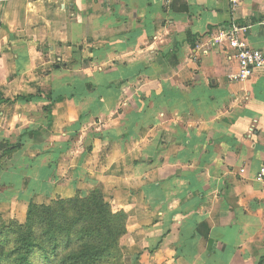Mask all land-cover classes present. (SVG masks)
<instances>
[{
    "label": "crops",
    "instance_id": "1",
    "mask_svg": "<svg viewBox=\"0 0 264 264\" xmlns=\"http://www.w3.org/2000/svg\"><path fill=\"white\" fill-rule=\"evenodd\" d=\"M232 20L264 54V0H0V207L98 189L123 264H258L264 71L231 78Z\"/></svg>",
    "mask_w": 264,
    "mask_h": 264
},
{
    "label": "trees",
    "instance_id": "2",
    "mask_svg": "<svg viewBox=\"0 0 264 264\" xmlns=\"http://www.w3.org/2000/svg\"><path fill=\"white\" fill-rule=\"evenodd\" d=\"M3 144L0 166L22 148L19 141ZM12 169L26 172L15 165ZM125 219L123 212L111 209L98 189L48 203L29 200L24 222L0 221V237L10 236L3 240L10 249L3 252L0 264H123L119 240ZM258 264H264V255Z\"/></svg>",
    "mask_w": 264,
    "mask_h": 264
},
{
    "label": "built area",
    "instance_id": "3",
    "mask_svg": "<svg viewBox=\"0 0 264 264\" xmlns=\"http://www.w3.org/2000/svg\"><path fill=\"white\" fill-rule=\"evenodd\" d=\"M229 3L231 9L235 10L240 0H229ZM249 27L247 23L232 20L226 27L220 29L215 41L217 45L224 43V47L230 50V56L236 60L238 66V71L231 78L241 81L249 78L259 69L264 71V54L246 42L245 35ZM255 179L264 183V158Z\"/></svg>",
    "mask_w": 264,
    "mask_h": 264
},
{
    "label": "rangeland",
    "instance_id": "4",
    "mask_svg": "<svg viewBox=\"0 0 264 264\" xmlns=\"http://www.w3.org/2000/svg\"><path fill=\"white\" fill-rule=\"evenodd\" d=\"M3 148H5V146H4V144L3 143H0V150H2ZM7 159H5V161H6ZM4 161V162H5ZM13 163H11V165H12ZM16 164V166L15 167H17L19 164H21L20 162H18V163H15ZM3 166H5V165H2V167ZM1 167V166H0ZM23 174V173H22ZM106 201H108L107 199H105ZM49 201H47V202H42V203H48ZM11 220H16V219H14V218H12V217H10L9 215H8V211L6 210V209H4L3 207H0V221H2V222H4L5 224H8L9 223V221H11ZM24 220H25V218L22 220V221H20L21 223L22 222H24ZM18 221V220H17ZM10 236H5V234H3V236H1L0 237V240H1V244H0V257H1V255L3 254V252H7L9 249H10V245L9 244H7V243H3V240L5 241L7 238H9ZM119 247H120V250H121V246L119 245ZM36 253H38V255L36 254ZM121 253H122V251H121ZM35 254H36V256L38 257L39 256V251H36L35 252ZM35 256V257H36ZM2 258H4V257H2ZM1 258V259H2ZM34 258V257H33ZM5 260V259H4Z\"/></svg>",
    "mask_w": 264,
    "mask_h": 264
}]
</instances>
